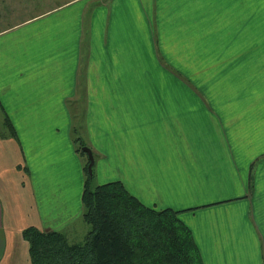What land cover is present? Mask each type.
I'll return each instance as SVG.
<instances>
[{"label": "crops", "instance_id": "0c3cea01", "mask_svg": "<svg viewBox=\"0 0 264 264\" xmlns=\"http://www.w3.org/2000/svg\"><path fill=\"white\" fill-rule=\"evenodd\" d=\"M0 111V264H30L28 227L86 232L76 137L97 184L178 211L203 264H264V0L32 13L0 30Z\"/></svg>", "mask_w": 264, "mask_h": 264}, {"label": "trees", "instance_id": "16d2710c", "mask_svg": "<svg viewBox=\"0 0 264 264\" xmlns=\"http://www.w3.org/2000/svg\"><path fill=\"white\" fill-rule=\"evenodd\" d=\"M75 141L84 156L82 147L87 144L81 137ZM84 170L83 219L88 233L83 241L70 243L63 232L26 228L23 238L32 264H203L178 211L144 205L121 181L94 185L87 165Z\"/></svg>", "mask_w": 264, "mask_h": 264}, {"label": "rangeland", "instance_id": "374dc122", "mask_svg": "<svg viewBox=\"0 0 264 264\" xmlns=\"http://www.w3.org/2000/svg\"><path fill=\"white\" fill-rule=\"evenodd\" d=\"M63 0H0V30H3L8 26L9 24H12V22H16L18 20L23 19L26 16H30L32 13H38L41 10H45L51 6H54L56 3H59ZM3 115L0 111V133L4 132L5 129L3 128ZM88 146V145H86ZM83 162H84V167L87 165L88 169V162L89 158L87 153L85 152V155L83 156ZM85 172V170H84ZM89 172V171H88ZM94 175V180L93 184L97 185V180L95 177V171L93 173V168H92V175ZM85 180H86V172H85ZM93 185V186H94ZM84 222H82L83 224ZM86 227V232L85 233H80L78 235L79 237H71L69 238L67 236V239L70 243H76V242H81L84 240L86 234L89 231V226L88 224H84ZM23 234V233H22ZM27 247H28V256H27V262L29 261L30 264L31 262V257L29 254V243L27 240H25Z\"/></svg>", "mask_w": 264, "mask_h": 264}, {"label": "water", "instance_id": "95a60500", "mask_svg": "<svg viewBox=\"0 0 264 264\" xmlns=\"http://www.w3.org/2000/svg\"><path fill=\"white\" fill-rule=\"evenodd\" d=\"M82 150L84 152H86L88 155V158H89L88 171H89V174L92 175V168H93V165L95 163V158H94L93 152L91 151V149L88 146H83Z\"/></svg>", "mask_w": 264, "mask_h": 264}]
</instances>
